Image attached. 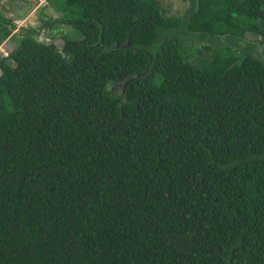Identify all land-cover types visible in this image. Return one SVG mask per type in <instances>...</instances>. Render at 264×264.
<instances>
[{
    "label": "trees",
    "instance_id": "trees-1",
    "mask_svg": "<svg viewBox=\"0 0 264 264\" xmlns=\"http://www.w3.org/2000/svg\"><path fill=\"white\" fill-rule=\"evenodd\" d=\"M46 2L61 54L0 12V264H264V0Z\"/></svg>",
    "mask_w": 264,
    "mask_h": 264
},
{
    "label": "rangeland",
    "instance_id": "rangeland-1",
    "mask_svg": "<svg viewBox=\"0 0 264 264\" xmlns=\"http://www.w3.org/2000/svg\"><path fill=\"white\" fill-rule=\"evenodd\" d=\"M47 0H0V12L5 17L11 18L15 24L13 32L19 34L20 28L33 29V35L44 42H53L56 51L61 54L60 46L63 35L69 34L78 39L80 35L70 30L66 24L58 21L59 12L48 5ZM168 13H181L189 6L190 0H162ZM51 19V22L49 21ZM249 39H255L247 34ZM13 39H6L0 46V54L6 55L8 50L15 47Z\"/></svg>",
    "mask_w": 264,
    "mask_h": 264
},
{
    "label": "water",
    "instance_id": "water-1",
    "mask_svg": "<svg viewBox=\"0 0 264 264\" xmlns=\"http://www.w3.org/2000/svg\"><path fill=\"white\" fill-rule=\"evenodd\" d=\"M131 41L130 40H127L126 42H118V43H115L113 46H111L109 49H125L129 46H131ZM107 49V48H106ZM148 73V70H144L142 72H137V73H134L133 75H131L129 78H127L124 82H123V88H122V91L125 92V90L127 89V86L129 84V82L135 78H139V77H142V76H145L146 74Z\"/></svg>",
    "mask_w": 264,
    "mask_h": 264
}]
</instances>
